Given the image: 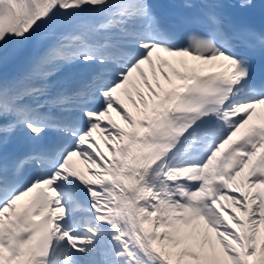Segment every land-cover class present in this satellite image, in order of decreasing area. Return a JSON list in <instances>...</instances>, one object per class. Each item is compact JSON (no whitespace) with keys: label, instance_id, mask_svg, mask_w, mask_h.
<instances>
[{"label":"snow or ice","instance_id":"6c2138e0","mask_svg":"<svg viewBox=\"0 0 264 264\" xmlns=\"http://www.w3.org/2000/svg\"><path fill=\"white\" fill-rule=\"evenodd\" d=\"M178 7L0 0V264H264V30Z\"/></svg>","mask_w":264,"mask_h":264},{"label":"bare ground","instance_id":"6f19581e","mask_svg":"<svg viewBox=\"0 0 264 264\" xmlns=\"http://www.w3.org/2000/svg\"><path fill=\"white\" fill-rule=\"evenodd\" d=\"M9 63H10V62H9ZM18 67H19V66L13 68L14 72L18 70ZM77 166H78L79 168H81V169L84 168V165H83L81 162H79V161H77Z\"/></svg>","mask_w":264,"mask_h":264}]
</instances>
